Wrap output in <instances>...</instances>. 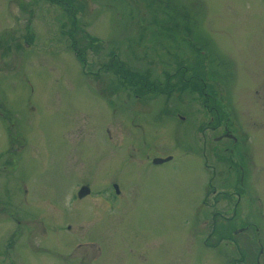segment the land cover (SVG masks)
Segmentation results:
<instances>
[{"label":"rangeland","instance_id":"obj_1","mask_svg":"<svg viewBox=\"0 0 264 264\" xmlns=\"http://www.w3.org/2000/svg\"><path fill=\"white\" fill-rule=\"evenodd\" d=\"M77 2L72 26L48 0H0V264H264V0ZM194 48L221 113L108 93L109 50L163 80ZM243 222L242 248L216 245Z\"/></svg>","mask_w":264,"mask_h":264},{"label":"trees","instance_id":"obj_2","mask_svg":"<svg viewBox=\"0 0 264 264\" xmlns=\"http://www.w3.org/2000/svg\"><path fill=\"white\" fill-rule=\"evenodd\" d=\"M48 1L61 5L63 9L70 14L69 19L71 25L72 26L76 25L74 12L77 11L78 9H81L82 4H79L77 0H48ZM18 6L22 10L25 9L24 7L21 6V3H19ZM161 9H163V11H165V9L170 10L168 4H163ZM31 14L32 13H30V16ZM167 18L170 19L171 16L167 15ZM164 31H165L164 35L168 32H173V34L165 35V37L169 40L171 35H177V32L172 28L165 27ZM87 38L88 39L85 42V45L87 47L90 46L92 48H98L96 46L97 43L93 44V42L98 41L96 37L87 36ZM70 39L72 40L71 44L74 49L75 48L74 46L78 42V40L77 39L74 40L73 38ZM83 48H85V46L82 47L80 46L78 49H76L77 52L75 53V56L77 60L78 59L81 60L82 55L79 52L83 50ZM109 51H110L109 52L110 60L108 64L105 65V70L110 71L114 75V78L110 80L111 86H107V88H109L108 93L117 92L118 88L114 86L117 84L119 86V90L123 89L129 92L130 96H132L131 93L137 97L142 96L141 98L144 99L142 100L141 103L143 104H145L147 100L160 95H164L163 100L166 99L165 102H168L170 96L173 95L174 91H175L174 93L175 98H177V100L179 101L181 100L180 97L183 92L190 94L196 93L195 96L197 95V97L201 99V103H203L204 107L208 108V110L211 109L210 107H214L215 105L218 104V100L216 99L215 96V92L217 93V91L216 89H214V86L210 82V77L214 74L213 70L209 71L210 67L208 66V64L199 59L200 49L198 48H194V53L196 54L195 59L193 61H187L189 64L188 67L187 65H184L183 66L184 69L183 68L179 69L176 72V75L163 71V76H164L163 80H159L157 78L151 77V70L149 68L145 67L144 69H136L133 67H129L128 65L124 64L122 61L120 62L117 59L115 60L116 57L114 58V52H113L114 50L111 49ZM204 64L205 67H207L206 69L209 70L205 69ZM204 70L205 72H203ZM180 73H184V75L181 76ZM186 73H188V77H190L189 80H184ZM205 73H208L209 81H206L207 78H205ZM104 75L107 76L105 72H103V76ZM125 81H127L128 83ZM109 103L111 104L112 102L109 100ZM214 109L216 108L214 107ZM216 111L218 113H221V111H218V109H216ZM160 112H162V110ZM225 116H226V123H228L227 113L225 114Z\"/></svg>","mask_w":264,"mask_h":264},{"label":"flooded vegetation","instance_id":"obj_3","mask_svg":"<svg viewBox=\"0 0 264 264\" xmlns=\"http://www.w3.org/2000/svg\"><path fill=\"white\" fill-rule=\"evenodd\" d=\"M163 102H165V100L163 101ZM159 114H162V112H160ZM223 135H224V133H223ZM226 135H227V133H226ZM239 170H241L242 172H243V167H240L239 168ZM240 175H239V178H240V180H242V178L243 177H241L242 176V174L241 173H239ZM110 184L112 185H116L115 183H113V182H110ZM105 188V187H104ZM118 195V193H116L115 194V196H117ZM77 196V195H76ZM85 196V195H84ZM78 197V196H77ZM229 217L230 216H224V217H222V220H224V221H226L227 219H229ZM248 224V223H247ZM245 226V222H243V224H241L239 227H238V229L236 230L235 228H233L232 230H228L227 231V234L224 236V237H222L223 236V233H217V237H216V245H218V243L217 242H219L221 239H228L229 240V242L231 243V246H232V249H234V248H236V244H239V246H240V248H242L243 246H242V244L241 243H238V241H234V238H233V234L236 232V231H238V230H240V229H242V228H244V226ZM214 231V230H213ZM225 233V232H224ZM214 234H215V232H214ZM220 234H222V235H220ZM234 241V242H233ZM258 242H260V241H258ZM204 244H206V242H205V240H204ZM209 246V245H208ZM211 246H214L213 244L211 245ZM244 254V253H243ZM235 255H238V254H235ZM241 260H242V256H241V258H240ZM230 261H232V260H230Z\"/></svg>","mask_w":264,"mask_h":264},{"label":"water","instance_id":"obj_4","mask_svg":"<svg viewBox=\"0 0 264 264\" xmlns=\"http://www.w3.org/2000/svg\"><path fill=\"white\" fill-rule=\"evenodd\" d=\"M169 159H170V156H166L164 158L154 157V158L151 159V162L153 164H159V163H162V162L167 161ZM88 192H89L88 186L82 185V186H80V188L77 191V196L81 197V196L87 194Z\"/></svg>","mask_w":264,"mask_h":264},{"label":"bare ground","instance_id":"obj_5","mask_svg":"<svg viewBox=\"0 0 264 264\" xmlns=\"http://www.w3.org/2000/svg\"><path fill=\"white\" fill-rule=\"evenodd\" d=\"M145 76H146V75H145ZM125 82H127V81H125ZM134 82H135V81H134ZM134 82H133V83H134ZM127 83H128V82H127ZM133 83H132V84H133ZM188 83H189V82H188ZM190 84H191V83H190ZM192 84H193V83H192ZM133 85H134V84H133ZM193 85H194V84H193ZM189 86H190V85H189Z\"/></svg>","mask_w":264,"mask_h":264}]
</instances>
